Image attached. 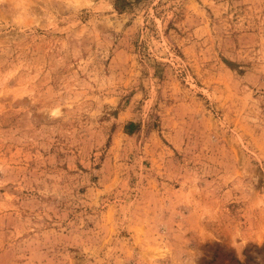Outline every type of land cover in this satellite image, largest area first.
Wrapping results in <instances>:
<instances>
[{
	"label": "rangeland",
	"instance_id": "obj_1",
	"mask_svg": "<svg viewBox=\"0 0 264 264\" xmlns=\"http://www.w3.org/2000/svg\"><path fill=\"white\" fill-rule=\"evenodd\" d=\"M0 264H264V0H0Z\"/></svg>",
	"mask_w": 264,
	"mask_h": 264
},
{
	"label": "trees",
	"instance_id": "obj_2",
	"mask_svg": "<svg viewBox=\"0 0 264 264\" xmlns=\"http://www.w3.org/2000/svg\"><path fill=\"white\" fill-rule=\"evenodd\" d=\"M129 126H132V123H129Z\"/></svg>",
	"mask_w": 264,
	"mask_h": 264
}]
</instances>
